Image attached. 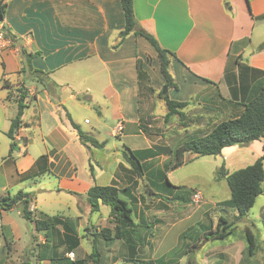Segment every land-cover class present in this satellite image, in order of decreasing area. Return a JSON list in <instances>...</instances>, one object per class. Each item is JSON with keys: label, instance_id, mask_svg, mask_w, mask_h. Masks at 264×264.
I'll use <instances>...</instances> for the list:
<instances>
[{"label": "crops", "instance_id": "1", "mask_svg": "<svg viewBox=\"0 0 264 264\" xmlns=\"http://www.w3.org/2000/svg\"><path fill=\"white\" fill-rule=\"evenodd\" d=\"M133 12L138 27L174 54L169 72L177 87L166 92L170 99L187 102L179 126H197L193 130L196 137L208 133L216 123L238 116L264 82V49H257L264 42V0H133ZM0 21L9 41V46L0 50V194L9 193L15 174L16 180L23 181L48 171L58 188L81 197L95 184L119 189L128 186L135 213L141 196L134 194L133 187L141 176L123 152L143 149L133 137L147 141L144 148L161 146L164 128L149 124L164 120L166 114L155 112L156 100L164 103L158 96L164 78L154 48L132 32L114 47L124 27L120 0H7ZM22 50L35 54L30 64L46 73L47 87L25 65ZM137 59L142 60L153 92L146 83L139 86ZM19 87H24L28 96L9 155L11 139L6 132L16 114ZM79 93L86 94L81 98ZM74 105L94 110L90 129L73 118ZM85 119L84 124H91ZM119 125L121 130L114 135ZM79 130L98 144H82ZM32 133L44 142L43 151L35 158L28 155ZM101 133L122 142V150L112 144L108 158L96 166L89 161V174L83 171L78 177L76 143L90 152L104 149V143L98 141L103 140ZM237 152L239 148L232 145L224 147L220 155ZM164 161L162 155L148 159L143 175L164 171ZM31 163V170H24ZM30 198V209L38 215L36 198ZM13 210L21 216L17 208L8 211ZM138 212L141 223V207ZM7 214L1 211L0 218Z\"/></svg>", "mask_w": 264, "mask_h": 264}, {"label": "rangeland", "instance_id": "2", "mask_svg": "<svg viewBox=\"0 0 264 264\" xmlns=\"http://www.w3.org/2000/svg\"><path fill=\"white\" fill-rule=\"evenodd\" d=\"M164 87L166 86L163 85L161 91ZM82 94L86 93H79V97L82 98ZM74 106H71L73 118L84 129H90L94 123V110L84 106ZM101 109L104 110L102 106ZM155 112L158 115L166 113V105L160 99L156 100ZM84 118H87L91 124H84ZM180 122V117L175 114L166 121L160 120L149 124H152L153 128L157 126L164 128L163 140L159 141L161 146L158 147L163 148L160 155L165 159L163 172H166L168 181L159 178L162 171L156 173L153 170L141 176L138 184L133 187L134 194L137 197L141 196L138 199L141 204L135 205L136 212L133 213L136 222L140 224L136 227L135 234L143 241L140 244L139 240H135L138 245V255L143 258H157L163 254L168 257L180 255L179 264H264V180L263 192L256 197L255 203L247 214L235 220L234 230L230 235L223 239H213L208 232L215 229L220 216L232 221L238 215L235 207L219 204L221 201L230 199L226 180L217 175L220 166L223 165L231 172L253 163L259 157L256 155L262 154V141L255 140L250 144L234 145L239 148L236 154L193 156V153L185 152L183 163L172 169L171 163L175 162V158L173 159L175 149L179 144L198 135L193 133L197 126L194 128L179 126ZM101 136L103 140L101 138L98 141L103 142L105 147L95 149V152L87 151L79 141L76 143L79 151H76L74 162L78 169V177L82 176L83 171L86 175L89 174V161L96 166V163L108 158L106 154L110 153L108 149L112 144L119 145L122 150L123 143L117 138L106 133H101L99 137ZM132 139L137 140L135 142L140 148L148 144L139 137ZM128 142L127 140L126 144ZM43 145L44 142L40 140L38 134L32 133L28 155L31 158L37 157L43 151ZM1 149L2 145H0ZM6 150L4 149L5 153ZM158 156L159 154L156 157ZM31 166L32 163L28 164L24 170L30 171ZM54 178L52 173L46 171L18 181L15 174L10 179L8 190L11 195L22 190L29 193L32 198H36L38 214L36 216L63 214L62 216L77 219L79 227L77 232L81 236V243L74 250V259L70 258V260L83 258L91 252L95 244L99 252V261L97 263L89 261L88 264H126L125 256L128 255V247L125 242L115 240L106 244L99 234L96 238L92 235L93 232L98 233L102 228H113L114 223L108 215L109 207L101 205L99 212L91 211L85 196L74 195L63 188H58ZM194 191H199L202 195V200L198 204L190 200ZM0 193L3 191L0 190ZM123 197L127 199L126 196L123 195ZM165 205L167 207H164ZM139 207L142 210L141 216L147 223L146 226L138 219ZM153 207L154 209L151 210ZM7 213L0 218V259L3 260L0 263L22 264L29 260L32 264H50L48 261L41 263L37 261L39 245H44L42 243L45 241L43 233L38 232L35 225L20 216L17 210L7 211ZM246 229L254 233L259 246L252 257H245ZM52 238L55 242L57 241V236L54 235Z\"/></svg>", "mask_w": 264, "mask_h": 264}, {"label": "trees", "instance_id": "3", "mask_svg": "<svg viewBox=\"0 0 264 264\" xmlns=\"http://www.w3.org/2000/svg\"><path fill=\"white\" fill-rule=\"evenodd\" d=\"M7 0H0V20L4 16L5 6ZM120 6L124 17V27L118 33V41L114 44L116 47L120 44L125 36L130 32L141 35L154 48L159 61V69L164 78V85L166 88H176L177 85L169 72L170 59L174 54L160 46L157 39L149 32L138 27L137 21L133 12V0H120ZM6 34V33H5ZM257 49H264V42L261 43ZM23 52L24 63L29 69L37 73L36 80L42 86L47 87L46 73L34 69L30 64L34 53ZM39 74V75H38ZM44 74V75H41ZM46 76V77H45ZM137 77L139 86L141 83H146V86L153 92V88L149 86L150 77L142 68V60L137 59ZM19 96L16 99V114L11 119L9 129L6 134L11 139L9 155L14 148V135L21 125V118L24 108L26 107L25 98L27 90L24 87H19ZM158 96L164 100L166 105V114L164 120L166 121L172 115H178L181 119L184 118V113L181 111L186 105V101H176L168 97L167 92L159 91ZM243 111L235 117H229L226 120L216 123L212 129L203 136L195 137L181 143L174 151L173 159L175 162L171 163V168L174 169L183 163V154L191 152L195 156L202 155H218L224 147L232 145L248 144L253 140H263V153L253 163L242 168L227 171L225 167L220 166L217 175L226 180L230 190V199L219 202L220 205L233 206L236 208L238 215L232 221H228L223 216H220L214 230H209L210 237L213 239H223L230 235L234 230V223L236 219H240L247 214L249 209L255 203L256 197L263 192L262 182L264 180V82L261 84L258 92L243 104ZM72 125L77 128V125L72 122ZM79 138L82 144L89 142L91 145H97V141L80 130L78 131ZM169 150V149H168ZM163 152V148L157 149L148 147L137 150H130L123 152L124 158L132 165L138 176H143L144 168L147 167L145 161L156 157ZM168 169V167H167ZM159 176L162 180L166 179L165 173L160 172ZM126 196L127 199L125 197ZM130 198H134L130 187L117 188L115 185H93L86 192V199L90 205L91 211L97 212L101 205L109 207V216L114 223L113 228H102L98 233L93 232L92 235L96 238L99 234L106 244L112 243L119 239L127 244L128 255L125 256L126 264H179L180 255L168 257L163 254L157 258H143L137 253L135 240L143 243L142 239L135 234L137 226L133 215L134 210L131 206ZM31 198L30 194L19 190L17 193L11 195L9 193L0 194V212L8 211L11 208H17L23 218L32 222L38 232H42L45 241L44 245H39L37 253V261L41 263L48 261L50 264H88L89 261L97 263L99 261V252L93 244L91 252L81 259L70 260L66 254L79 247L81 243V236L77 232V219L54 215H39L36 216L30 209ZM142 219V218H141ZM141 224L147 225L142 219ZM57 236L55 242L52 237ZM247 241L245 250V257H252L258 250V243L256 236L250 229H246L244 233ZM3 261V260H2ZM0 264H5L1 262ZM22 264H32L29 260Z\"/></svg>", "mask_w": 264, "mask_h": 264}, {"label": "built area", "instance_id": "4", "mask_svg": "<svg viewBox=\"0 0 264 264\" xmlns=\"http://www.w3.org/2000/svg\"><path fill=\"white\" fill-rule=\"evenodd\" d=\"M6 31H5V25L3 24L2 21H0V50L6 48L7 46H9V41L6 37ZM85 122H88L87 119H85ZM121 125H119L115 130H114V135L121 130ZM190 200L193 203H199L202 200V195L199 191H194L191 196H190ZM67 256L71 259H74V252L70 251L67 253Z\"/></svg>", "mask_w": 264, "mask_h": 264}, {"label": "water", "instance_id": "5", "mask_svg": "<svg viewBox=\"0 0 264 264\" xmlns=\"http://www.w3.org/2000/svg\"><path fill=\"white\" fill-rule=\"evenodd\" d=\"M166 91H167V88L164 87L163 90H162V93L164 94Z\"/></svg>", "mask_w": 264, "mask_h": 264}]
</instances>
